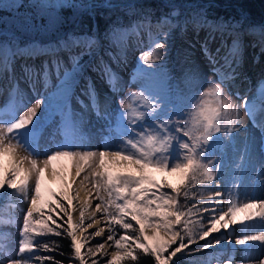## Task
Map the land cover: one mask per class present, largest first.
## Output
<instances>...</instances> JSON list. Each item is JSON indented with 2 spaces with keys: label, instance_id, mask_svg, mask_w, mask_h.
Here are the masks:
<instances>
[{
  "label": "snow or ice",
  "instance_id": "1",
  "mask_svg": "<svg viewBox=\"0 0 264 264\" xmlns=\"http://www.w3.org/2000/svg\"><path fill=\"white\" fill-rule=\"evenodd\" d=\"M33 7L40 10L42 21L47 19V25L42 23L40 27L54 29L60 22L58 9H89L92 5L76 0H33ZM175 26L167 18H161L155 25L159 31L152 40L153 47L136 59L127 82L118 69L131 63L129 37L139 36L145 28L151 33L152 24L147 17L131 28L111 27L104 36L107 47L95 34L71 32L56 43L46 45L32 43L21 47L14 38L0 42V81H7L10 88L9 99L0 109V157L7 155L12 160L11 168L0 172V192L27 202L22 226L18 228V250L0 260V264H28L26 252L32 253L34 262L50 259L33 251L34 245L47 252L55 250L49 243L35 239L46 233L66 234L79 264H86V257H95L98 253L100 259H91V264L127 261L138 264L141 254L154 258L155 264L170 261L175 264L173 257L196 242V235L206 240L221 229L227 233L206 240L203 248L207 249L223 241L231 242L234 226L238 224L244 231L235 236L233 247L257 249L256 264H264V198L239 204L233 200L227 211L219 212L209 206L211 197L200 206L193 203L186 207L180 203V197L187 200L190 190L198 184L211 186L199 191L222 196L221 185L229 175L242 177L249 172L257 173L256 182L264 189V164L258 167L254 163V141L238 119L243 108L253 127L261 132L260 147L264 151V118L257 120L255 115L256 111H264V104L254 110V101L239 92L235 94L239 103L234 104L232 94L224 91L238 74L239 35L229 45L228 37L222 34L219 46L213 51L209 44L216 37L210 33L201 45L213 79L205 82L203 73L194 65L183 71L181 82L174 84L164 57ZM37 55H48L51 59H46L38 69L22 64V75L18 77L16 60ZM89 68L104 79L109 92L115 96L119 97L132 85L136 90L128 94L126 101L121 97L117 101L120 107L114 108L112 96L105 94L103 101L99 99L95 83L87 72ZM21 80L31 90L34 100L21 89ZM82 95L88 97L89 104L81 99ZM73 101L80 105L81 111L73 108ZM89 109L102 122L97 128L102 137L101 148H94L91 137L83 131L85 125L91 124ZM57 116L59 123L55 132L42 144V133ZM242 131L243 141L240 140ZM56 135L61 139L56 140ZM62 158L73 162L71 183L67 185L68 192L51 194L47 216L55 223L53 228L44 219L41 181L43 174L50 172L53 161ZM113 168L119 170L113 171ZM150 169L169 175L178 173L181 183L175 187L167 181L158 183L149 176ZM50 175L54 177L55 171L51 170ZM77 184L86 192L79 208L76 206L79 193L74 187ZM93 200L98 202L93 205ZM220 203L215 201L216 205ZM56 210L62 213L60 219L67 217L63 221L67 227L55 222ZM74 212L79 213L75 223ZM201 212L212 213L210 219L203 218L208 220L206 228L200 221L189 219ZM86 213L90 222L85 227ZM102 221L106 228L98 227L90 235L100 237L107 230L106 240L97 243L95 251L89 248L82 254L81 248L88 242L87 229ZM34 222L42 227H34ZM190 223L199 224L200 231L194 233ZM77 230L85 235L78 238ZM106 244L114 250L110 259L104 261L103 257L109 255ZM173 245L177 246L173 248ZM54 264L60 262L54 261Z\"/></svg>",
  "mask_w": 264,
  "mask_h": 264
},
{
  "label": "rangeland",
  "instance_id": "2",
  "mask_svg": "<svg viewBox=\"0 0 264 264\" xmlns=\"http://www.w3.org/2000/svg\"><path fill=\"white\" fill-rule=\"evenodd\" d=\"M78 2H82L85 4H91L92 7L89 9H83V11L91 10L94 6H103L108 3L103 0H77ZM2 0H0V5L2 4ZM156 28L152 26L151 31L156 32ZM165 31L167 28L164 29ZM92 34L96 35L95 30L91 31ZM140 35H131L129 37V43L132 47V52L130 54V60L131 63L128 64L126 68L118 69L119 74L123 78L125 82H127L130 79V74L132 68L135 66V61L139 57V55L142 52L150 51L153 47L152 40L155 39L148 30L141 29ZM214 34L216 39L213 40L209 47L214 51L216 47L220 44V37L221 35H225L224 33L218 34L217 31H211L209 32L206 30V28L197 25L194 26L191 23H178L175 27L171 29V39H170V46L169 51L167 55L164 57L167 61V71L173 76L174 80L173 83H178L180 81V77L183 73V71L191 66H198L200 71L203 73V77L205 82H207L210 79H213L210 72L211 65L208 63L207 59L204 57L201 49V45L204 43L206 37L209 36V34ZM67 32L64 31L60 33V35L56 36L52 43H56L58 39L62 36H66ZM83 35V34H81ZM97 38L100 40L101 44L104 47L108 46V41L103 40L96 35ZM228 37V36H227ZM243 39V40H242ZM253 36H249L248 34H244L242 38L240 39V51H239V65H238V74L234 81L229 82V87H226L224 89L225 93H231L232 94V101L234 104H238L239 100L235 96L237 92H239L242 95H247L250 100L254 101V110L256 106H261L264 104V100H262V97H264V39H262V46L257 45V42L252 45L253 43ZM231 40L228 39L229 45H231ZM34 43H39L37 41H34ZM41 45H45L47 43H39ZM26 46L22 45L21 47ZM48 59L50 60L51 57L48 55H37L35 58L28 57V58H20L17 59L15 62V71L16 75L19 77L22 75L21 65L27 64L31 66H35L37 69L40 68L43 64V62ZM89 58L86 56L85 61H87ZM105 59L108 58L105 56ZM95 63V62H94ZM115 68V65H113ZM88 75L91 76L93 79L96 90L98 93V97L101 101H103V98L105 94L112 96V107L119 108L120 105L117 102L121 97L127 100V96L131 91L136 90V86L132 85L131 87H126L124 91L120 94V96H115L108 90V85L105 83L104 79L101 78V76L96 73L92 72L91 68L87 70ZM241 78L243 80V83H240V85H236V80ZM238 81V80H237ZM183 86V85H182ZM207 84L205 83V87ZM20 87L24 91V93L31 99L34 100V97L31 95V90L27 88L26 84L23 80L20 81ZM9 92L10 88L8 86L7 81H0V109H2L8 99H9ZM8 93V94H7ZM79 95V92H78ZM4 96V97H3ZM6 96V97H5ZM3 99V100H2ZM81 99L84 100L85 104H89L88 97L81 96ZM209 104L212 103V98H207ZM73 108L76 111H81L80 105L73 101ZM244 114L246 115V112L243 108L240 109L238 119L240 124L247 125L252 127V124L249 122V119L244 117ZM88 119L90 120V125H85L83 127V131L86 135L90 136L91 132H95L97 128L101 127L102 122L97 121V118L95 117L94 113L89 109L88 113ZM243 115V116H242ZM59 123V117L54 118V122L46 126L44 132L42 133V140L40 141L42 144L48 142V138L55 132L57 126ZM91 125H95V127H92ZM257 133V129H256ZM56 140H60L61 137L59 135H56ZM97 138V137H96ZM99 138L102 140L101 135ZM20 155H24L23 152L20 153ZM263 161L259 160L258 164H263ZM72 161L67 158H62L56 161H53V164L51 166V170H54L56 173V177H60V171L62 169L66 170V175L70 177V172L72 170ZM0 164H2V169H0V172H6L11 167H9V162L5 157H0ZM158 173V175H154L153 180L156 182L161 181H167L165 172H158L155 169H150L149 172ZM236 177L233 175H229L226 177L224 183L221 185V187H229L232 186V181ZM229 180V181H228ZM50 178H48V175L46 173L42 176L41 181V193H42V199L44 200V208L43 211L45 213L44 219H47V212L48 208L47 205L52 203V195L53 193H61L66 192L64 191L60 185H50ZM181 183V180H179L177 183L172 184L174 187L179 185ZM228 183V184H227ZM171 184V183H170ZM79 193L78 196V202H77V208L80 207V204L83 202L86 192L81 190L79 187V184L74 186ZM210 185H196L195 188L190 190L189 198L187 200H183L184 205L186 207H190L193 203H197L198 206L204 204L205 202H208L209 197H211V201L209 202L210 207H216L218 206L215 204V201H217L212 195L214 192L209 191H199L201 189L209 188ZM11 191V190H9ZM94 196V193H93ZM91 198V197H89ZM66 202V201H65ZM98 201L93 200V205L97 203ZM186 202V203H185ZM27 202L23 201L21 198L16 196H7L4 195L3 192H1L0 196V260H4L7 258V255L13 254L15 251L18 250V240L19 237V231L18 228L22 226L23 223V213L27 211ZM53 207L54 204H53ZM23 208V211L21 209ZM219 212V210H218ZM54 214V213H53ZM56 217L60 218L62 217V213H59L58 211L55 212ZM212 213L211 212H201L198 214H194L189 219L191 221H200L205 228L208 226V220L203 219L205 217L211 218ZM99 216V214H98ZM79 219V213L74 212L73 213V222L75 223ZM184 219V218H182ZM63 226L67 227V224H64L63 221L67 220V217L65 219H60ZM52 224H50L51 227H55V223H53V220L51 219ZM88 219V213L85 215V227L87 223H89ZM34 227L40 228L42 225L35 224ZM98 227H105L106 225L101 222L100 225H93L92 228L87 229V235H88V242L85 243L84 247L81 248V253L86 254L88 252V249L91 248L93 251H95V245L97 243H104V241L107 238V230L105 233L100 237H91V233L95 232ZM189 227L192 228L194 233H198L200 231V225L199 224H189ZM224 230L221 229V232L219 233H212L209 237L206 238V240H212L213 237H219L220 235L224 234ZM35 235V234H33ZM65 235V236H64ZM62 234V237H67L66 234ZM76 235L78 238H80L82 235H85L84 233H81L79 230H77ZM36 239V237H35ZM187 239V237H185ZM70 240V238H69ZM196 242L189 245L188 248L183 249L180 253H177V256L179 255H186L189 256L191 260H194V264H243L241 258L242 254L239 252V248L237 245H234V237L232 238L231 242L229 241H223L221 245H214L213 247L204 249L203 245L206 243V240H200L199 236H195ZM108 244H111V241L108 242ZM176 247V246H174ZM173 247V248H174ZM67 248L70 250L67 255L65 252L58 251L60 254L63 253L64 256H69V259L63 264H79V261L75 259L73 256V249L71 247V241L68 244ZM106 251L109 253L108 256H104L103 260L107 261L110 259V253L114 250L111 247H108L106 244L105 246ZM40 248L33 247V251L36 252L38 255L43 256V254H40L39 251ZM196 249H202L201 251H196ZM170 251V250H169ZM26 258H28V264H42L43 261H35L32 257V253L26 252L24 254ZM101 254L98 253L95 257H86V264H91V259H100ZM173 257V259L175 258ZM169 264H172L170 261Z\"/></svg>",
  "mask_w": 264,
  "mask_h": 264
},
{
  "label": "trees",
  "instance_id": "3",
  "mask_svg": "<svg viewBox=\"0 0 264 264\" xmlns=\"http://www.w3.org/2000/svg\"><path fill=\"white\" fill-rule=\"evenodd\" d=\"M2 1L0 5V42L14 38L20 46L32 44L34 41L50 44L56 36L64 31L76 35L85 33L93 35L91 31L94 29L98 37L104 39L111 27L131 28L133 24L141 21L144 17L148 18L154 28L164 17L175 25L179 22L191 23L194 26L200 25L209 32L224 33L231 41L237 35L241 39L244 34H248L253 36L252 45L257 42V45L262 46L261 41L264 39V0H103L108 4L94 6L91 10L84 12L83 9L69 7L58 9L57 16L60 22L54 29L40 27L42 23L47 25V19L41 20L40 10L33 7V0ZM76 2L78 1L76 0ZM33 24L36 27H33ZM158 31L156 30L154 33L151 31L154 38ZM85 59L86 57H84ZM183 200L184 197L181 196L180 203L182 205H184ZM55 212H53L55 222L62 223L60 218L56 217ZM46 220L50 226L51 219L47 217ZM36 240L47 242L50 247L55 249L50 252L39 249L40 254L50 258L43 260L42 264H54V261L63 264L69 259V256L66 257L58 252L63 251L69 255L70 250L67 246L70 240L68 237L46 233L36 236ZM53 241L56 243L53 244ZM186 242L187 239H185ZM190 258L184 254L175 257L173 261L175 264H194V260ZM125 264H132V262L127 261ZM138 264H155V261L154 258L141 254Z\"/></svg>",
  "mask_w": 264,
  "mask_h": 264
},
{
  "label": "bare ground",
  "instance_id": "4",
  "mask_svg": "<svg viewBox=\"0 0 264 264\" xmlns=\"http://www.w3.org/2000/svg\"><path fill=\"white\" fill-rule=\"evenodd\" d=\"M237 80H236V85L237 84L240 85L239 82L243 83V80L241 78H239ZM255 115H256V119L260 120V119L264 118V111H256ZM246 116L249 119V122L252 124V121L250 120L249 116L247 114L246 115L244 114L245 118H246ZM245 126L248 130V135L254 141L253 146H252L254 163L259 167L260 166V164H258L259 160H260V162L262 160L263 161L262 163L264 164V151H261V147H260V145H261V132L258 128L253 127V125H252V127L247 126V125H245ZM256 129H257V133H256ZM99 136H100V134L97 132V130L95 132L90 133V137L92 140V146L94 148H101L102 147L101 139L99 138ZM243 139H244V132L242 131L241 136H240V140L243 141ZM4 157L9 162V167H11L12 166L11 158L7 155L3 156V158ZM112 170L118 171L119 169L113 168ZM50 172H46V174L48 175V178H50V182H49L50 185L51 186L60 185V187L64 191L68 192L67 185L69 183H71V179L69 176L66 175L67 174L66 170L62 169L60 171V177L59 178L56 176H54V177L51 176ZM154 175L156 176V175H158V173H154L152 171L149 172V176L152 179H153ZM256 175H257V173L249 172L242 177L241 176H235L236 178L231 183L232 186L229 185V187H227V188L222 187L223 192H224V194L222 196L215 197V195L213 194L212 197H214L217 201H221V203L219 205H217L218 206L217 210L227 211L228 208L231 206V201H233V200L237 204H239L241 202L248 201L251 199L264 198V189H262L260 184H258L256 182V179H255ZM166 179L171 184H175L180 180V175L178 173H173L171 175H169L167 173ZM234 184H235V187H233ZM166 191H170V190H166ZM42 203L44 204L43 199H42ZM242 215L243 214H240V216H242ZM240 216H238V219L240 218ZM253 223H256V222L254 221ZM234 228H235V231L233 234L234 238L236 235H240L244 231V227L242 225H239V224L234 226ZM223 235H227V233L225 232ZM237 247L239 248V252H241V254H242L241 260H242L243 264H256V260L259 258V254H258L257 249H251L250 250L247 246H239V245H237ZM238 264H239V262H238Z\"/></svg>",
  "mask_w": 264,
  "mask_h": 264
}]
</instances>
